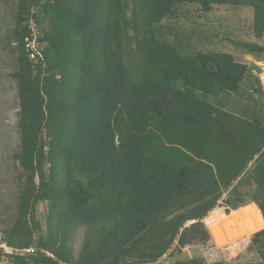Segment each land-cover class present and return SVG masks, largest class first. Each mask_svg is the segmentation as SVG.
<instances>
[{"label":"trees","instance_id":"16d2710c","mask_svg":"<svg viewBox=\"0 0 264 264\" xmlns=\"http://www.w3.org/2000/svg\"><path fill=\"white\" fill-rule=\"evenodd\" d=\"M191 4L251 9L259 40L232 41L264 60V0H15L1 43L16 62L18 194L0 233L38 251L10 255L14 264H180L174 251L212 239L215 208L238 210L264 190L259 78L256 114L232 112L207 98L240 91L248 64L184 53L159 34ZM250 243L258 262L181 264H264V228Z\"/></svg>","mask_w":264,"mask_h":264},{"label":"rangeland","instance_id":"374dc122","mask_svg":"<svg viewBox=\"0 0 264 264\" xmlns=\"http://www.w3.org/2000/svg\"><path fill=\"white\" fill-rule=\"evenodd\" d=\"M15 10V0H0V230L14 222L16 217L15 202L18 194V162L15 160L14 154L18 151L20 144V131L17 127V112L20 106L17 81L10 76V73L16 69V62L11 49H5L1 43V37L8 34L14 27ZM251 11V9L243 8V6L216 5L212 11L203 13L199 5L191 4L182 7V16L164 20L163 24L158 26L161 37L182 49L184 53L191 54L197 51L227 52L233 54L237 61L248 64L252 74H247L244 77L240 91L224 92L219 98L208 97L207 99L249 118L256 114L255 99H257V94L254 91L257 87L253 89V86L250 85L259 84V78L264 90V77L262 75L264 60H260L254 55H251L253 58H250L248 56L250 54H247L243 47L237 46L232 40L249 42L259 40L253 32ZM262 41L264 42V37ZM262 41L259 42L262 43ZM13 46L15 45L13 44ZM257 206L247 204L238 210H234L221 203L205 218V222L207 218L210 219L212 216L214 218H211L210 223L213 220H219L222 216L226 217L234 213L226 220L229 221L245 211L255 219L257 227L254 232H256L264 228V219L261 216L259 206ZM228 209L229 212H227ZM40 211L43 212L44 208L41 207ZM39 216L40 222L44 226L45 217L41 214ZM207 225L209 229V224ZM214 226L215 224L211 225V230H209L212 239L208 243L187 246L179 251H174L170 262L181 264V261L185 262L191 256L202 257L209 263L221 260H226L229 263L258 262L261 260L256 250H252L250 246L249 237L254 232L240 234L238 228L234 227L233 232L229 233L227 227L225 226V229L222 226L226 240L220 244L212 231ZM82 235V232H78L74 236L72 244L75 254L80 249ZM166 257L169 258V256L164 255L165 260Z\"/></svg>","mask_w":264,"mask_h":264},{"label":"bare ground","instance_id":"6f19581e","mask_svg":"<svg viewBox=\"0 0 264 264\" xmlns=\"http://www.w3.org/2000/svg\"><path fill=\"white\" fill-rule=\"evenodd\" d=\"M222 213H224V212L222 211ZM211 218H214V217L212 216ZM210 219H208V218L206 219L208 224H210ZM225 226L227 227L229 233L233 232L234 227H237L238 230L240 231V234L252 233L256 230V227H257L255 219H253V217L250 216L248 214V212H245V211L242 213H239V215L235 216V218L229 220L225 224ZM212 231H213L215 239L218 241V243L223 244L226 240V236H225V232H224V229L222 228V226L217 224L213 227Z\"/></svg>","mask_w":264,"mask_h":264},{"label":"built area","instance_id":"2783aa9c","mask_svg":"<svg viewBox=\"0 0 264 264\" xmlns=\"http://www.w3.org/2000/svg\"><path fill=\"white\" fill-rule=\"evenodd\" d=\"M36 251H38V248L34 246L22 248L9 245L5 239L4 233H0V264H14V259L10 255H25L35 253ZM41 251L46 255L53 257L52 253L49 251L45 249H41Z\"/></svg>","mask_w":264,"mask_h":264},{"label":"crops","instance_id":"0c3cea01","mask_svg":"<svg viewBox=\"0 0 264 264\" xmlns=\"http://www.w3.org/2000/svg\"><path fill=\"white\" fill-rule=\"evenodd\" d=\"M248 56H250V58L252 57L251 55H248ZM253 58V57H252ZM262 75H263V77H264V68H263V73H262ZM250 86H252V84L250 85ZM263 87V86H262ZM226 93V92H225ZM228 93V92H227ZM256 97L258 98V96L256 95ZM227 109V108H226ZM228 110H230V109H228ZM230 111H232V112H235V111H233V110H230ZM238 113V112H237ZM251 204H255L256 206H257V204H256V202H252V203H250V204H248V205H251ZM258 207V206H257ZM260 213H261V216H262V218L264 219V217H263V214H262V212L260 211ZM232 215V214H231ZM231 215H229V216H227V217H222V218H220L219 220H216V221H212V223H210L209 224V228H211V225H221V226H223V228H225V224L228 222V221H226L227 219H229L230 217H231ZM233 215H234V213H233ZM232 215V216H233ZM211 220V219H210ZM226 221V222H225ZM217 222V223H216ZM225 222V223H224ZM251 236V235H250ZM249 239H250V237H249Z\"/></svg>","mask_w":264,"mask_h":264},{"label":"water","instance_id":"95a60500","mask_svg":"<svg viewBox=\"0 0 264 264\" xmlns=\"http://www.w3.org/2000/svg\"><path fill=\"white\" fill-rule=\"evenodd\" d=\"M253 201L257 203L261 212L264 210V190L257 188L253 195Z\"/></svg>","mask_w":264,"mask_h":264},{"label":"clouds","instance_id":"9594fccd","mask_svg":"<svg viewBox=\"0 0 264 264\" xmlns=\"http://www.w3.org/2000/svg\"><path fill=\"white\" fill-rule=\"evenodd\" d=\"M254 202V201H253ZM208 224V223H207ZM8 243V242H7ZM10 245V244H9ZM24 248V247H23ZM51 253V252H50Z\"/></svg>","mask_w":264,"mask_h":264}]
</instances>
